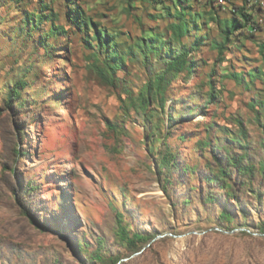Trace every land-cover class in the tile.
<instances>
[{
    "label": "rangeland",
    "instance_id": "obj_1",
    "mask_svg": "<svg viewBox=\"0 0 264 264\" xmlns=\"http://www.w3.org/2000/svg\"><path fill=\"white\" fill-rule=\"evenodd\" d=\"M190 5L179 41L170 1L0 0V264H264V11L220 52L229 8ZM72 6L114 35V83ZM153 33L198 44L192 70L167 73L165 103L167 61L137 46ZM121 224L154 237L134 248Z\"/></svg>",
    "mask_w": 264,
    "mask_h": 264
},
{
    "label": "trees",
    "instance_id": "obj_2",
    "mask_svg": "<svg viewBox=\"0 0 264 264\" xmlns=\"http://www.w3.org/2000/svg\"><path fill=\"white\" fill-rule=\"evenodd\" d=\"M156 2L165 1L172 2L175 4V12H176V20L171 23L172 35L171 39L175 38L177 40H182L185 36H188L192 31V28L196 26L194 22L195 19L192 17H187L185 10H187L193 2H197L199 0H155ZM209 5V10L212 8H229V12L232 13L230 17H226L225 19L218 20V24L221 28V33L224 37L222 42H216L215 47L219 49L220 52H223L226 47V42L229 40L230 36L234 34L236 30H238L242 26H250L254 24V15L253 13H258L264 11V6H261L257 3H254L253 0H240V2H236V0H227L226 3L221 0H206ZM238 3V4H237ZM253 3V4H252ZM237 4V5H236ZM241 4V5H240ZM259 6V7H257ZM261 7V8H260ZM71 9L68 11V18L74 22L76 26L80 29L86 28L88 25H92L95 28V32L91 37L92 39H96L97 46L105 51V56L103 60V66L99 68L101 75L107 79L110 83H114L115 74L118 69H120L124 62V55L119 54V48L117 41L112 33H110L107 29L100 28L96 25V23L90 18L86 17L83 13L81 7H70ZM237 10L241 14L240 17L236 16ZM53 10H51L52 12ZM52 14V13H51ZM51 16V15H50ZM253 19V20H252ZM37 23H32V25H36ZM52 28L59 32L62 30V25H52ZM171 39L167 40L164 36H160L159 34L153 33L149 37L142 36V38L137 43V46L140 48L141 52L144 54V58L146 62L150 56V53H154L157 56H161L167 61L166 70L159 74L158 76V84L157 91L161 94L162 102L165 103L166 98L164 95L165 87L164 82L166 80L167 73H178L183 71L184 69L192 70L194 67V61L189 59V54L191 53V48L197 46L195 43L193 47H186L185 44H181L180 47L173 46ZM92 46V45H91ZM264 47V44H262ZM132 49V47L130 48ZM129 52L133 53L132 50ZM110 73V75H108ZM26 82L22 79L17 80L13 83L6 97V103L9 107H12L16 101H20L22 98V91L25 87ZM18 103V102H17ZM19 104V103H18ZM23 103H20V106ZM16 152L19 153V149H16ZM216 159L220 161L219 157L216 156ZM229 161L232 164L237 165V167L243 172L247 169L245 165L242 163V158L238 159L236 157H229ZM220 172L222 176L227 174L226 168L220 163ZM219 178L223 180V177L218 175ZM30 188H34L30 186ZM230 194H234L230 191ZM231 214L228 212H223L220 215V218L230 220ZM120 222H122V217L120 216ZM264 226V222L262 223ZM120 237L126 241L129 245L136 248L139 246V241L144 239H152L154 236L142 235L140 232H135L130 237L127 227L121 224L120 229ZM101 258V256H98ZM114 261V260H113Z\"/></svg>",
    "mask_w": 264,
    "mask_h": 264
},
{
    "label": "bare ground",
    "instance_id": "obj_3",
    "mask_svg": "<svg viewBox=\"0 0 264 264\" xmlns=\"http://www.w3.org/2000/svg\"><path fill=\"white\" fill-rule=\"evenodd\" d=\"M222 2H224V3H226L227 2V0H221ZM250 1V0H249ZM253 2L254 3H257V4H259V5H261V6H264V0H253ZM253 4V3H252ZM257 7H259V6H257ZM261 8V7H260Z\"/></svg>",
    "mask_w": 264,
    "mask_h": 264
}]
</instances>
